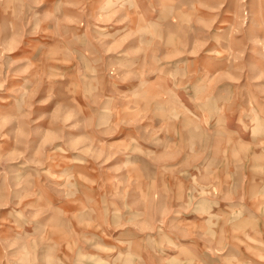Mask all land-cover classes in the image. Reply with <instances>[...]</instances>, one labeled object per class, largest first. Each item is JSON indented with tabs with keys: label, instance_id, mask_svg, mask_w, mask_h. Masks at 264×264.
Instances as JSON below:
<instances>
[{
	"label": "rangeland",
	"instance_id": "1",
	"mask_svg": "<svg viewBox=\"0 0 264 264\" xmlns=\"http://www.w3.org/2000/svg\"><path fill=\"white\" fill-rule=\"evenodd\" d=\"M0 264H264V0H0Z\"/></svg>",
	"mask_w": 264,
	"mask_h": 264
}]
</instances>
